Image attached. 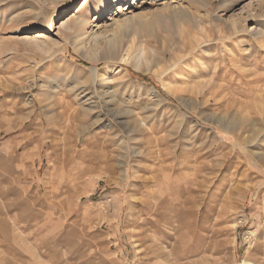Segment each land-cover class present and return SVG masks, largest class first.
<instances>
[{
	"label": "rangeland",
	"instance_id": "1",
	"mask_svg": "<svg viewBox=\"0 0 264 264\" xmlns=\"http://www.w3.org/2000/svg\"><path fill=\"white\" fill-rule=\"evenodd\" d=\"M101 2L0 0V264H264V0Z\"/></svg>",
	"mask_w": 264,
	"mask_h": 264
},
{
	"label": "bare ground",
	"instance_id": "2",
	"mask_svg": "<svg viewBox=\"0 0 264 264\" xmlns=\"http://www.w3.org/2000/svg\"><path fill=\"white\" fill-rule=\"evenodd\" d=\"M107 0H102V4L106 3ZM176 6V5H174ZM178 6V5H177ZM186 6V5H185ZM177 8V7H176ZM191 9L180 6L178 7V10L175 11V7L174 9H172V13H170L169 18L171 19L172 22L174 21H191L194 17V14L192 11H190ZM132 13V12H131ZM139 16V15H137ZM66 19L65 21L61 22V27L59 28V33L63 36L65 41H69L72 44L76 43L78 41H82V40H86L87 39V34L89 33L87 31V24H88V20L84 19V18H78L74 16V14H68L65 16ZM82 17V16H81ZM141 17V16H140ZM254 17V16H253ZM136 15L135 14H131L128 15L126 13H122L120 14V16L116 19H113V23H116L115 25L121 24V25H126L127 23H132V19L135 20ZM139 18V17H138ZM158 18L162 19V16H159ZM196 19V18H195ZM112 20V19H111ZM138 20V19H137ZM244 23V22H243ZM112 24V23H111ZM180 24V22H179ZM62 25H64L65 27H62ZM120 26V25H119ZM67 27H70L71 30H68ZM176 27V26H175ZM234 28V27H233ZM176 30V29H175ZM183 30V29H182ZM179 31V30H178ZM92 32V31H91ZM181 32V31H180ZM184 32V31H183ZM181 32V33H183ZM98 33V32H97ZM40 35V34H39ZM89 35H92L91 37L94 38L93 40L95 41L97 39L96 34L94 33H89ZM47 45H54V42H52L51 40H47ZM108 43V47L106 50V54L112 55L114 59H120V61L125 62L126 58H124V56L128 53V50H123V46H121V39L114 36L112 39L107 41ZM75 45V44H74ZM104 53V52H103ZM103 55V54H102ZM107 56V55H106ZM108 58V57H106ZM112 59V56L110 57ZM93 60V59H92ZM89 60V61H92ZM178 62V61H177ZM176 62V63H177ZM153 65L157 66L158 63L157 61H153ZM134 68L138 71H146V69L140 68L138 65H134ZM185 88V87H184ZM156 92V91H155ZM201 91H197L195 93L196 99H198L199 95L201 94ZM167 93L169 95H171L174 100H176L177 102L181 103L182 101L176 96V94L174 92H172L170 89H167ZM252 141V140H251ZM219 225V224H218ZM193 226V225H192ZM220 232V231H219ZM218 233V231H216V234ZM218 237H221V233H218ZM220 241H222L221 239H219ZM223 242V241H222ZM221 244V243H220Z\"/></svg>",
	"mask_w": 264,
	"mask_h": 264
}]
</instances>
